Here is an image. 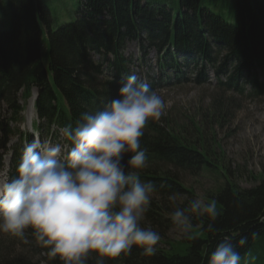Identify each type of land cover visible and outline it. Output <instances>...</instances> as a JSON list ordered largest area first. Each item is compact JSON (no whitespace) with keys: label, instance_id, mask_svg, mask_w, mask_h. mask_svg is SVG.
<instances>
[{"label":"trees","instance_id":"trees-1","mask_svg":"<svg viewBox=\"0 0 264 264\" xmlns=\"http://www.w3.org/2000/svg\"><path fill=\"white\" fill-rule=\"evenodd\" d=\"M204 1L0 0V11L9 19L8 27L0 28V110L3 107L5 111L0 113V149L6 148L14 134L9 123L21 118L20 102L26 103L33 89L38 119L34 128L39 136L43 131L52 135L53 128L75 125L83 112L102 110L117 97L130 75L131 60L123 54V47L132 40H144L147 47L156 49L162 74L174 70L178 79L183 74L181 67H188L189 60H199L218 76L230 69L228 81H235L234 88L237 80L243 79L252 92L264 89V0H232L226 11L223 0ZM53 4L64 5V14H73V18L53 28L58 20L51 12ZM95 55L100 61L93 60ZM199 74L202 77L204 73ZM147 130L141 146L147 149L148 162L154 167L149 166L140 178L153 181L157 186L154 194L163 200L189 195L187 207L193 193L183 188L169 169L193 175L220 174L221 170L207 152L186 143L177 133L156 124ZM20 156H13L7 180L16 175ZM224 178L210 199L220 211L214 232L205 230L207 216L193 214L192 238H182L186 245L182 253L157 249L155 255L145 256L141 248L133 246L130 255L104 258L105 264H207L224 235L232 236L233 243L241 235L248 238L237 248L240 254L257 240L264 249V183L241 188ZM146 214L154 222L162 218L152 206ZM41 251L45 264H63L59 256H49L47 247L41 245ZM96 258L93 253L88 264H95ZM5 264L26 263L12 260ZM257 264H264V259Z\"/></svg>","mask_w":264,"mask_h":264},{"label":"clouds","instance_id":"clouds-1","mask_svg":"<svg viewBox=\"0 0 264 264\" xmlns=\"http://www.w3.org/2000/svg\"><path fill=\"white\" fill-rule=\"evenodd\" d=\"M166 107L163 97L133 73L102 110L83 112L75 125L59 127L62 142L42 141L30 127L34 138L23 146L16 175L0 185V232L24 238L31 230L63 264H88L93 253L95 264H105L104 258L130 255L133 246L155 255L161 235L142 221L157 186L140 178L148 164L141 138ZM170 199L175 202V195ZM193 214L207 216L205 230L215 231L220 216L215 200L192 199L170 214L184 238H192ZM233 240L224 235L207 264H242L237 248L248 238Z\"/></svg>","mask_w":264,"mask_h":264},{"label":"rangeland","instance_id":"rangeland-1","mask_svg":"<svg viewBox=\"0 0 264 264\" xmlns=\"http://www.w3.org/2000/svg\"><path fill=\"white\" fill-rule=\"evenodd\" d=\"M203 3L205 4L204 0ZM222 3L226 5L222 7L224 11L232 7V0H223ZM64 7L62 4H53L51 12L58 15L53 28L73 18V14H64ZM8 25L7 15L0 11V28H6ZM123 54L131 60L130 75L135 73L146 80L163 97L167 105L166 114L159 121L150 120L144 133L154 124L177 133L186 143L194 144L198 150L207 152L213 164L221 170L220 174L202 172L193 175L168 167L177 175L183 188L193 193V199L199 198L209 202L224 183V177L241 188L251 187L260 181L264 183V89L252 92L249 84L243 79H238V86L234 88L232 84L235 81H228L230 69L226 71L227 74L218 76L212 67H204L199 60H189L188 67H181L183 74L179 75L178 79L174 77V70L169 69V73L163 71L162 74L157 64L160 61L159 54L156 49L147 47L144 40L126 42ZM183 59L184 57L181 61H184ZM93 60L98 62L100 57L95 55ZM201 71L204 73L202 77L199 74ZM34 93L37 95L35 89L31 96L34 97ZM28 101L24 104L20 102L23 105L21 118L17 123H9L14 129V134L10 136L6 148L0 149V185L7 180L13 156L22 153L24 144L34 138L28 129L34 128L38 119L34 107L33 116L30 119L25 116ZM0 113H5L3 107ZM51 131L52 135L43 131L41 140L62 142L58 129L53 128ZM127 158L125 156L124 160ZM149 166L154 167L148 162L147 167L139 174L151 168ZM170 197L163 200L159 195L153 194L152 209L162 218L154 222L145 214L142 226L151 227L161 235L157 249L168 253H182L186 245L181 242L183 236L171 221L170 214L176 207H185L189 195L175 196V202ZM44 255L41 243L31 230L26 231L24 238L0 232V264L12 260H21L26 264H45ZM241 256L242 264L244 261L257 264L264 259V249L257 240Z\"/></svg>","mask_w":264,"mask_h":264},{"label":"bare ground","instance_id":"bare-ground-1","mask_svg":"<svg viewBox=\"0 0 264 264\" xmlns=\"http://www.w3.org/2000/svg\"><path fill=\"white\" fill-rule=\"evenodd\" d=\"M33 91V90H32ZM33 102H34V99L33 97L31 99H29L28 101V109L25 113V116L30 119L32 116H33ZM24 139V138H23Z\"/></svg>","mask_w":264,"mask_h":264},{"label":"water","instance_id":"water-1","mask_svg":"<svg viewBox=\"0 0 264 264\" xmlns=\"http://www.w3.org/2000/svg\"><path fill=\"white\" fill-rule=\"evenodd\" d=\"M36 97V94L34 93V98Z\"/></svg>","mask_w":264,"mask_h":264}]
</instances>
